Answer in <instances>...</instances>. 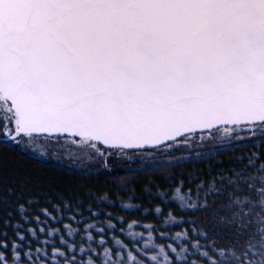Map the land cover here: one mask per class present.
<instances>
[{
  "label": "snow or ice",
  "instance_id": "6c2138e0",
  "mask_svg": "<svg viewBox=\"0 0 264 264\" xmlns=\"http://www.w3.org/2000/svg\"><path fill=\"white\" fill-rule=\"evenodd\" d=\"M0 264H264V0H0Z\"/></svg>",
  "mask_w": 264,
  "mask_h": 264
},
{
  "label": "trees",
  "instance_id": "16d2710c",
  "mask_svg": "<svg viewBox=\"0 0 264 264\" xmlns=\"http://www.w3.org/2000/svg\"><path fill=\"white\" fill-rule=\"evenodd\" d=\"M21 157H22V154H21ZM20 164L23 166V167H25V168H28V167H30L32 170H33V172H34V174H42V175H55L56 173H54V172H49L48 170L49 169H53V168H58L59 167V165H57V164H55V163H49V164H47L46 165V167H44V168H38L37 167V164H38V162L37 161H35V160H33L30 164H29V162L28 161H26L25 159H23V158H21V160H20ZM65 167H69L68 165H66L65 164ZM118 174H123V172L122 171H120L119 169L118 170H115V171H113L112 173H111V175H113V176H116V175H118ZM51 195H53V197H54V199H57L58 200V197L56 196V194L55 193H50ZM41 195V202H43V195L42 194H40ZM33 207H37L36 205H32ZM41 206H44L43 205V203L41 204ZM122 207V206H121ZM27 214V213H26ZM143 224V223H142ZM125 225H121V227H124ZM168 229L167 228H161V231H167ZM172 231H176V229L175 228H173L172 229Z\"/></svg>",
  "mask_w": 264,
  "mask_h": 264
},
{
  "label": "rangeland",
  "instance_id": "374dc122",
  "mask_svg": "<svg viewBox=\"0 0 264 264\" xmlns=\"http://www.w3.org/2000/svg\"><path fill=\"white\" fill-rule=\"evenodd\" d=\"M66 165H68V166H73V167H75V166H79V162H77V165H70V164H67V163H65ZM86 164H88V166H91V162H86ZM122 207H123V205H121ZM141 228H143V224L141 225ZM127 239H130V237H128ZM133 243H136V241H133Z\"/></svg>",
  "mask_w": 264,
  "mask_h": 264
}]
</instances>
